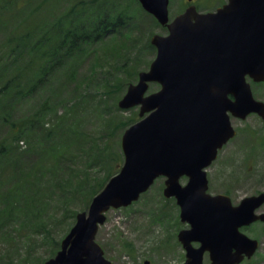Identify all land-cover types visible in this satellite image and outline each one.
<instances>
[{"label":"rangeland","instance_id":"obj_1","mask_svg":"<svg viewBox=\"0 0 264 264\" xmlns=\"http://www.w3.org/2000/svg\"><path fill=\"white\" fill-rule=\"evenodd\" d=\"M80 1L85 15L74 24L106 13L113 30L79 45L50 69L43 52L57 44L60 27H69L66 11ZM225 3L193 0L201 12ZM187 4L169 0V18ZM138 5L134 0H0V264H43L52 258L75 215L87 212L86 192L106 184L108 171H119L121 136L139 118L138 106L121 109L118 101L154 59L151 36L166 34ZM59 56L53 59L63 61ZM250 86L253 97L264 102V83ZM157 90L151 84L148 93ZM230 124L236 135L206 174L208 192L225 194L235 205L264 192V124L255 114L230 117ZM163 180L155 179L131 205L105 213L95 240L111 264H184L176 235L188 226L180 222L175 201L162 196ZM9 201L10 221L2 213ZM258 211L264 213V204ZM241 231L259 242L241 264H264V223ZM203 264H209L206 254Z\"/></svg>","mask_w":264,"mask_h":264},{"label":"water","instance_id":"obj_2","mask_svg":"<svg viewBox=\"0 0 264 264\" xmlns=\"http://www.w3.org/2000/svg\"><path fill=\"white\" fill-rule=\"evenodd\" d=\"M137 1L167 29L166 35H152L154 59L118 102L121 109L139 106L140 120L121 136L118 173L87 212L76 214L60 249L43 264H111L95 241L104 213L137 201L159 176L165 178L163 196L175 199L180 221L189 225L177 234L184 264H202L204 252L210 264H239L258 246L239 228L264 221V214H254L264 194L232 206L227 196L206 193L204 169L235 136L229 114H257L264 122V102L253 98L246 80L264 82V0H227L205 13L191 4L171 20L168 0ZM149 83L159 89L145 95Z\"/></svg>","mask_w":264,"mask_h":264},{"label":"trees","instance_id":"obj_3","mask_svg":"<svg viewBox=\"0 0 264 264\" xmlns=\"http://www.w3.org/2000/svg\"><path fill=\"white\" fill-rule=\"evenodd\" d=\"M96 1H98V0H96ZM81 4H83L82 1H80L76 4H73L66 11V13H65V16L67 19L66 24L69 27L60 23V21L62 22V20H60V19L56 20L57 24L63 25V27H60V30L58 33L59 41L57 42L56 45L53 46L52 49H51L52 44H49L48 51L43 52V55H47V59L51 63V65L49 66L50 69L54 68L55 65L62 63L65 60H67L74 53L73 50L77 49L79 47V45L86 43V42H90L91 40L93 42H95L96 40H99L100 38L106 36L110 31L113 30V28L111 26H109V24L106 22L108 20V17L110 16L106 13H103V14L99 13L96 17L94 14L90 20L74 24V21L76 19H81L85 15L84 5H81ZM78 6H79V8H78ZM122 24H123V22L121 23L120 26H122ZM46 41H47V39H42V42L45 43ZM38 44L42 45V47L46 45V44H41L40 42L37 43V45ZM37 45H36V47H38ZM65 45L67 46V48H65ZM36 47H34L33 49H35ZM14 49L16 50L17 47H14ZM40 50H41V48H40ZM59 54H60V56H59ZM57 55L59 56V58H63L64 60L63 61H55L53 58H55ZM35 85H36V83L33 84L32 87H35ZM0 93H1V91H0ZM84 164H86V161H84ZM113 174H114V172L111 173L108 171L107 176H106V178H104L103 181H107ZM103 184H105V183H103V182H101L99 184L97 183V184L93 185L92 188H90L89 193L86 192L85 195L90 194L88 202L91 200V198H93L97 193H99L102 190V188L104 186ZM95 186H99L97 191H95L93 188ZM11 206H12V203L9 201L7 204V209L2 210V213L5 217V219L8 221H10V219L12 217L11 212H10ZM58 245H59V243L56 244L57 248H58Z\"/></svg>","mask_w":264,"mask_h":264},{"label":"flooded vegetation","instance_id":"obj_4","mask_svg":"<svg viewBox=\"0 0 264 264\" xmlns=\"http://www.w3.org/2000/svg\"><path fill=\"white\" fill-rule=\"evenodd\" d=\"M259 193H260V192H259ZM259 193H258V194H259ZM254 195H257V194H254Z\"/></svg>","mask_w":264,"mask_h":264}]
</instances>
